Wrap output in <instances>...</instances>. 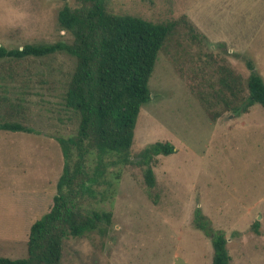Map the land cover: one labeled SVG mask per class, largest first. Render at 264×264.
Returning <instances> with one entry per match:
<instances>
[{
    "label": "rangeland",
    "instance_id": "rangeland-1",
    "mask_svg": "<svg viewBox=\"0 0 264 264\" xmlns=\"http://www.w3.org/2000/svg\"><path fill=\"white\" fill-rule=\"evenodd\" d=\"M110 11L148 20L188 16L204 51L229 60L246 81L248 62L264 79V0H109ZM79 0H0V46L71 43L58 13ZM183 48L158 57L149 81L151 100L140 113L132 163L107 154L106 173L87 195L88 211L111 212L106 236L95 232L65 243L62 264H212L211 236L194 225L201 208L213 232L228 238L231 264H264V107L212 121L178 72ZM26 82L28 105L39 134L0 131V256L28 255L31 226L53 206L64 157L54 136L76 133L59 118L62 82L75 58L57 53L35 59ZM2 83L0 82V87ZM11 84H9V87ZM68 115H70L68 113ZM170 142L175 152L159 156L157 185L148 193L138 154ZM98 153L88 167L93 175ZM150 194H153L152 196ZM259 221V233L253 228Z\"/></svg>",
    "mask_w": 264,
    "mask_h": 264
},
{
    "label": "trees",
    "instance_id": "trees-1",
    "mask_svg": "<svg viewBox=\"0 0 264 264\" xmlns=\"http://www.w3.org/2000/svg\"><path fill=\"white\" fill-rule=\"evenodd\" d=\"M108 3L79 0L78 6L65 5L59 11V24L71 33V43L0 46V131L39 134L32 127L35 114L24 97L30 94L26 82L35 59L57 53L75 58L62 82L65 115L59 119L77 124L74 135L53 137L63 153V171L51 210L30 228L28 255L0 256V264H62L68 239L95 232L107 235L111 212L88 211L84 199L94 195V186L106 173L105 155L116 154L122 164L132 163L136 125L143 106L151 100L149 81L161 52L173 45L183 48L178 72L212 121L227 112L239 117L255 104L264 107V79L253 63L248 62L252 74L245 81L229 60L204 51L203 40L208 39L197 34L188 16L154 21L116 14ZM93 151L98 153V163L92 175L88 159ZM174 152L170 142H156L138 154L148 193L157 185V158ZM194 225L211 236L212 264H231L226 234L212 231L201 208L195 210ZM259 227L257 221L253 226L257 233Z\"/></svg>",
    "mask_w": 264,
    "mask_h": 264
}]
</instances>
